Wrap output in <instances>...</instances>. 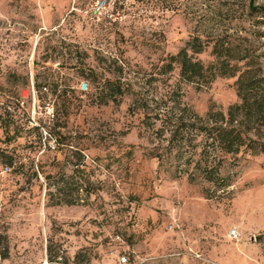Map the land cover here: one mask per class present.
I'll return each mask as SVG.
<instances>
[{
    "label": "rangeland",
    "instance_id": "1",
    "mask_svg": "<svg viewBox=\"0 0 264 264\" xmlns=\"http://www.w3.org/2000/svg\"><path fill=\"white\" fill-rule=\"evenodd\" d=\"M200 45L236 76L166 66ZM247 69L264 98V0H0V147L34 161L0 167L5 264H48L50 239L83 264H264V122L238 154L200 130Z\"/></svg>",
    "mask_w": 264,
    "mask_h": 264
},
{
    "label": "trees",
    "instance_id": "2",
    "mask_svg": "<svg viewBox=\"0 0 264 264\" xmlns=\"http://www.w3.org/2000/svg\"><path fill=\"white\" fill-rule=\"evenodd\" d=\"M196 40V39H195ZM198 40V39H197ZM206 46L199 47H185L177 55L170 57V61L166 66L170 70H174L175 64L180 66V75L183 79L194 82V80L202 78H207L210 74L211 77L215 78L217 76H227L230 75L234 77V72L228 73L225 71L227 65L218 66L215 63L205 65L201 60H195L194 55L202 54L206 50ZM189 50L192 51V55L189 53ZM218 50L216 47L213 48V54L219 56ZM249 70L242 72L237 80V94L239 102L230 106L227 114L220 110H212L209 113L208 121L205 119L203 121L210 123V125L202 126L200 129L202 132H205L213 140V143L217 146V149L225 154H238L242 149L254 150L256 139L252 137V133L256 130H260V126L256 125L258 123L264 122V98L261 93L257 92L259 88L257 86V80L253 79L249 75ZM242 118V119H240ZM243 120L247 123L255 125H241ZM183 123V121H182ZM181 124V123H180ZM10 122H4L1 125L3 134L7 140L5 142L8 145L13 144V142L18 141L22 136L18 127H14ZM188 127V125H178L177 129L172 131L170 142L175 144L178 139L180 128ZM60 145V144H59ZM60 148V146H59ZM11 151L8 147H0V167H5L6 169H14L17 173H22L28 161L34 162L32 160L25 161L23 158H20L19 155ZM62 154L60 149L57 152L56 157L53 159L52 163L58 162V156ZM51 163V164H52ZM54 166V165H53ZM34 173L37 176L38 171L35 170ZM56 167V166H54ZM53 167V168H54ZM200 167V164H199ZM213 168L208 166L204 167L202 171L204 172V179L209 182H217L212 176ZM45 174V178L50 180L54 178V173L50 172L46 174L44 171L41 172ZM189 179L194 181L196 178L194 175H189ZM220 181H223V179ZM220 184L219 180L217 182ZM61 252L64 250L61 249L60 245L55 243L52 239L49 240L47 246V262L48 264H83L80 259L82 253L77 254L72 260L67 254L65 256L61 255ZM86 256V255H85ZM11 258V241L8 233V229L4 223L0 222V264H5Z\"/></svg>",
    "mask_w": 264,
    "mask_h": 264
},
{
    "label": "built area",
    "instance_id": "3",
    "mask_svg": "<svg viewBox=\"0 0 264 264\" xmlns=\"http://www.w3.org/2000/svg\"><path fill=\"white\" fill-rule=\"evenodd\" d=\"M172 228V227H171ZM232 236H235V233L232 232L231 233ZM120 264H129V258L126 256V255H123L121 258H120Z\"/></svg>",
    "mask_w": 264,
    "mask_h": 264
}]
</instances>
